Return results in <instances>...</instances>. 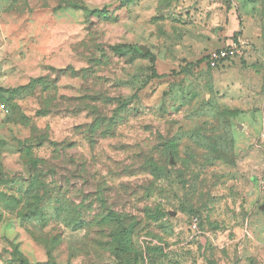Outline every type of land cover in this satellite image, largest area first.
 <instances>
[{"label": "rangeland", "instance_id": "1", "mask_svg": "<svg viewBox=\"0 0 264 264\" xmlns=\"http://www.w3.org/2000/svg\"><path fill=\"white\" fill-rule=\"evenodd\" d=\"M2 97L0 264H264V0H0Z\"/></svg>", "mask_w": 264, "mask_h": 264}, {"label": "built area", "instance_id": "2", "mask_svg": "<svg viewBox=\"0 0 264 264\" xmlns=\"http://www.w3.org/2000/svg\"><path fill=\"white\" fill-rule=\"evenodd\" d=\"M240 53V49L234 45V43H229L220 49L213 50L208 54V60L211 65H222L227 61L233 60ZM199 219L197 216L192 218L191 228L195 231L198 228Z\"/></svg>", "mask_w": 264, "mask_h": 264}, {"label": "trees", "instance_id": "3", "mask_svg": "<svg viewBox=\"0 0 264 264\" xmlns=\"http://www.w3.org/2000/svg\"><path fill=\"white\" fill-rule=\"evenodd\" d=\"M40 78L41 77L34 78L31 81H29L27 84H25V85H21V86L15 87V88H7V89L4 88V90L7 91V92H12V93L13 92L23 91V90L31 87L32 84L37 82ZM9 101L10 100L8 98L6 99V98L2 97V104H3L4 107H6V105H9V103H10ZM3 169H4L3 166L0 164V185L4 182L3 175H4L5 171H3ZM35 214H33V215H35ZM116 218H117V221L119 222V230L116 233V238H117V240H116V244H117L116 245L117 246L116 247V251H118V250H121L122 247H123V238L125 236V233L128 231V227L125 224V221L123 219H121V217L116 215Z\"/></svg>", "mask_w": 264, "mask_h": 264}, {"label": "water", "instance_id": "4", "mask_svg": "<svg viewBox=\"0 0 264 264\" xmlns=\"http://www.w3.org/2000/svg\"><path fill=\"white\" fill-rule=\"evenodd\" d=\"M147 52H148V49L145 48L144 53H147ZM262 209H264V203L262 205Z\"/></svg>", "mask_w": 264, "mask_h": 264}, {"label": "crops", "instance_id": "5", "mask_svg": "<svg viewBox=\"0 0 264 264\" xmlns=\"http://www.w3.org/2000/svg\"><path fill=\"white\" fill-rule=\"evenodd\" d=\"M0 108H2V110H3V108H4V106H3V104H2V103L0 104ZM3 168H4V171H5L6 169H5V167H4V166H3Z\"/></svg>", "mask_w": 264, "mask_h": 264}]
</instances>
